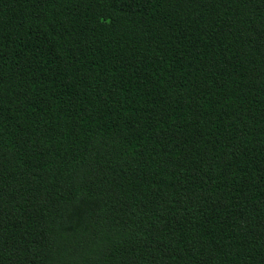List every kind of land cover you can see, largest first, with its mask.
Masks as SVG:
<instances>
[{"label":"trees","instance_id":"obj_1","mask_svg":"<svg viewBox=\"0 0 264 264\" xmlns=\"http://www.w3.org/2000/svg\"><path fill=\"white\" fill-rule=\"evenodd\" d=\"M0 264H264V0H0Z\"/></svg>","mask_w":264,"mask_h":264}]
</instances>
